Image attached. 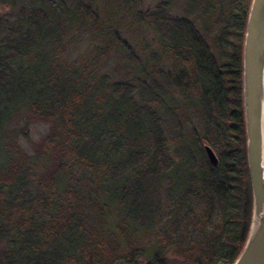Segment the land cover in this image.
Wrapping results in <instances>:
<instances>
[{
    "label": "trees",
    "instance_id": "trees-1",
    "mask_svg": "<svg viewBox=\"0 0 264 264\" xmlns=\"http://www.w3.org/2000/svg\"><path fill=\"white\" fill-rule=\"evenodd\" d=\"M129 1L0 0L17 9L0 15V264H234L246 243L252 0L134 11L158 44L144 56L121 35ZM83 28L92 55L65 57ZM115 53L123 71L102 70ZM19 116L51 125L32 157Z\"/></svg>",
    "mask_w": 264,
    "mask_h": 264
},
{
    "label": "water",
    "instance_id": "water-1",
    "mask_svg": "<svg viewBox=\"0 0 264 264\" xmlns=\"http://www.w3.org/2000/svg\"><path fill=\"white\" fill-rule=\"evenodd\" d=\"M243 110L252 188V219L246 243L234 264H264V0H252L243 42ZM210 163L219 161L205 145Z\"/></svg>",
    "mask_w": 264,
    "mask_h": 264
},
{
    "label": "rangeland",
    "instance_id": "rangeland-1",
    "mask_svg": "<svg viewBox=\"0 0 264 264\" xmlns=\"http://www.w3.org/2000/svg\"><path fill=\"white\" fill-rule=\"evenodd\" d=\"M95 4H98L100 8L104 9L111 0H93ZM133 0L129 1L125 4V7L122 11L123 16L121 18L120 31L122 37L127 40L129 47L136 54L144 56L147 55L149 51L157 50L158 44L156 43L155 36L153 35L152 30L146 25L141 24L135 21L133 17V13L136 10L148 11L153 10L156 6L163 2L169 1V9L170 12L175 15H184L186 14V0ZM86 5V4H85ZM133 7V9H132ZM111 5L109 6V9ZM17 9H13L8 4H0V15L3 17H8L13 19ZM102 15V14H101ZM105 17V16H103ZM194 17V13L192 14ZM89 30L86 28L80 29L79 31L75 30L69 38H67L66 42H68L67 52L65 57H74L84 54L92 55L91 48L93 45L98 44L100 42L99 38L94 37ZM119 55L115 53L110 56L107 61H104L102 65V70L108 71L113 74L112 66L115 67L116 71H121L122 66L119 65ZM165 61V59H162ZM118 68H117V67ZM123 71V70H122ZM187 121L186 125H189V122L198 123V118H195L193 113H189L186 115ZM17 120V118H16ZM169 122V121H168ZM23 125V127L19 130L18 134L12 138V142L16 147L25 153L29 154L30 157L36 153V145L40 143L45 135L50 131L51 125L47 122L40 121H28L19 116L18 121L15 122V125L18 124ZM173 120L167 123V129L170 131L173 128ZM171 137V135L169 134ZM205 145L203 144V150L205 152ZM214 150V149H213ZM215 151V150H214ZM217 157L218 154L215 151Z\"/></svg>",
    "mask_w": 264,
    "mask_h": 264
},
{
    "label": "bare ground",
    "instance_id": "bare-ground-1",
    "mask_svg": "<svg viewBox=\"0 0 264 264\" xmlns=\"http://www.w3.org/2000/svg\"><path fill=\"white\" fill-rule=\"evenodd\" d=\"M263 138H264V105H263ZM263 157H264V152H263Z\"/></svg>",
    "mask_w": 264,
    "mask_h": 264
}]
</instances>
